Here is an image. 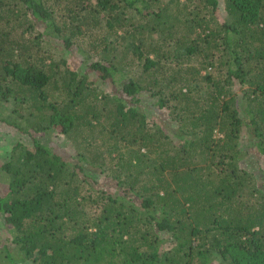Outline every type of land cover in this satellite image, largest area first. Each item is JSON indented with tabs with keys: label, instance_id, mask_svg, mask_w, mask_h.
Returning <instances> with one entry per match:
<instances>
[{
	"label": "trees",
	"instance_id": "obj_1",
	"mask_svg": "<svg viewBox=\"0 0 264 264\" xmlns=\"http://www.w3.org/2000/svg\"><path fill=\"white\" fill-rule=\"evenodd\" d=\"M3 104L4 264H264V0H0Z\"/></svg>",
	"mask_w": 264,
	"mask_h": 264
},
{
	"label": "rangeland",
	"instance_id": "obj_2",
	"mask_svg": "<svg viewBox=\"0 0 264 264\" xmlns=\"http://www.w3.org/2000/svg\"><path fill=\"white\" fill-rule=\"evenodd\" d=\"M11 104H3L0 106V118L5 119L9 116L11 110ZM151 112V110H149ZM151 114H153L151 112ZM216 137H220L217 132ZM34 138L38 140L42 145L49 148L53 153L57 154L58 156L65 158L69 161L74 159V156L78 150L74 149V145L62 137L58 131H51L48 133H38L34 135ZM20 141L22 144H26L31 146V138L25 133L20 130L11 128L5 123H0V148L5 153L10 149V144L15 141ZM3 159V158H2ZM66 160V161H67ZM252 168H255V164L252 160H248L247 164ZM245 165V166H246ZM244 166V167H245ZM0 174L2 175L1 171ZM0 180H2V176H0ZM6 184H0V189H3V186ZM211 237V236H210ZM209 237V238H210ZM0 264H4L3 261L0 259ZM214 264H222L216 261Z\"/></svg>",
	"mask_w": 264,
	"mask_h": 264
}]
</instances>
